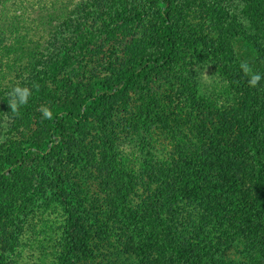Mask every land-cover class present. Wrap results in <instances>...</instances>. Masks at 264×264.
Segmentation results:
<instances>
[{
	"label": "rangeland",
	"instance_id": "374dc122",
	"mask_svg": "<svg viewBox=\"0 0 264 264\" xmlns=\"http://www.w3.org/2000/svg\"><path fill=\"white\" fill-rule=\"evenodd\" d=\"M219 1L245 10L241 0H200L204 3L194 14L189 9L193 0H174L175 28L185 38L174 63L153 71L127 92L108 87L132 68L139 55L156 51L152 32L159 8L152 5L154 0L2 2L0 167L9 169V158L33 140L37 124L49 128L50 120H42L39 108L34 109L35 121L29 128L24 127L21 112L18 116L11 112L8 93L17 84L39 85L32 94L48 97L45 105L52 110L80 101L79 94L94 86L104 87L105 99L56 153L46 160L34 159L28 172L18 173L0 189V264L60 263L69 216L55 198L57 176L80 213L71 264H154V249L148 248L154 254L144 262L124 223L150 200L166 194L188 196L186 176L198 169L207 176H232L225 190L237 202L256 197L251 184L241 186L249 182L246 175L230 174L246 159L254 87L246 84L247 78L229 79L223 63L235 74L241 62L254 66L260 56L237 29L223 34L225 19L220 24L213 21L222 13L216 6ZM134 10L146 11L145 18L139 22L129 18ZM246 29L250 31L251 25ZM70 50L76 54L62 63L63 73L54 76L55 59ZM205 70L207 77L201 75ZM238 72L244 79L240 68ZM256 122L264 152V104ZM40 173V185L27 189L28 177ZM222 181L214 180L213 186L220 187ZM184 202L180 205L188 210L189 226L195 223L212 231L201 240L214 254L205 264H257L248 244L251 237L232 216V209L239 206L226 208L228 219L220 226L208 217L199 222L196 216H206L208 209Z\"/></svg>",
	"mask_w": 264,
	"mask_h": 264
},
{
	"label": "trees",
	"instance_id": "16d2710c",
	"mask_svg": "<svg viewBox=\"0 0 264 264\" xmlns=\"http://www.w3.org/2000/svg\"><path fill=\"white\" fill-rule=\"evenodd\" d=\"M3 1L0 0V5ZM173 1L154 0L152 5L159 8L157 10L158 17L153 26L154 31L152 32V36L155 39L154 43L157 46L156 51L152 55H139L140 58L134 62L132 68L128 69L126 73L117 79L113 83L114 85H110L108 90H114L115 86H119L121 92H127L153 71L174 63L178 46L185 38L182 32H178L175 28L176 7ZM219 2L216 6L219 7L220 5L218 10L222 11V13L220 12L222 17H220L219 13L213 21L220 24L225 19L222 27L224 35H227L231 30L237 29L236 33H242L250 43H254L253 45H255L256 51L259 53L260 59L251 67L254 71L264 76V0H241V4L245 5V10L229 7L228 3L226 4L224 1L222 3L221 1ZM200 3L204 2L193 0L189 5L190 12L195 14L197 12L196 7ZM145 12L134 10L130 13L129 18L139 22L145 18ZM249 25H251L250 31L246 29V26ZM228 39L230 40L231 38ZM142 44L145 45V42H142ZM73 54L75 55L76 51L70 50L65 52L62 59L59 57L55 59L52 72L54 76L63 73L62 63L71 59ZM223 66L226 70H229V79L246 82L247 78L248 81L247 76L243 79V74H238L240 67L238 69L235 67L237 70H235L236 73L234 74L232 73L233 67L228 66L226 63H223ZM43 78L46 80V77ZM100 87L94 86L87 94H79L80 101L74 100L73 103L67 102L55 106L52 110L54 116L49 121V128L45 124H37L33 131V140L30 139L26 146L18 147L16 156L9 158L7 162L10 165L9 169L5 171V166L1 165L0 189H4V183L10 181L18 173L28 172L29 165L33 164L34 159L38 161L40 159L46 160L49 155L56 153L62 144L68 142L70 135L74 131L79 130L80 124L88 118V114H92L96 108L104 105L105 90L104 87ZM47 99L48 97L46 96H39L37 93L32 94L30 103L28 102L27 104L29 108L27 107L25 110V106H23L22 111H20L24 127L27 126L29 128L33 124L35 121L34 109L45 105ZM262 104H264V79L254 88L252 113L248 124L249 145L248 151L245 152L246 159L242 161L241 169H236L235 167V170L232 169L233 171H230V174L235 176L246 175L249 182L241 186L245 188L248 184H251L254 191L258 193L256 197L253 200L249 197L246 200L237 202L225 190L228 188V186L225 188L226 183L231 180L230 177L232 176H207V171L200 169L194 173L192 172L193 174L186 176L185 180V186L189 189L188 196L182 195L181 199H179L178 196H171V194L162 195L160 199L146 202L145 206L136 212L132 218L127 217L124 223L125 227L131 230V235L138 242L134 250L142 255L144 262L154 254L148 249L149 247L156 252V261H152L154 264H205L208 260L214 258L209 244L201 241L206 234L209 238L212 231L201 228L200 225L195 223L189 226L190 217L187 215L188 210L183 209L180 205L181 202L186 203L184 201H189L192 205H201L203 208L208 209L209 213L206 216H196L199 222L208 217L213 224H215L214 219L217 220L216 222L220 223V226H223L224 220L228 219L226 208L231 209L239 206V210L236 208L232 209L237 218L233 214L232 216L240 222L242 232L251 237L248 240V244H251L250 247L253 248L257 257V264H264V152L260 146L262 141L260 124L256 122L259 116V108ZM42 131H47L48 135L43 136ZM47 139L49 141L46 143ZM40 177H42L41 173L37 174L36 177L30 175L27 189L35 185V183L40 185ZM214 180H223L222 185L214 187ZM23 188H26V186L24 185ZM53 191L55 198L65 206L69 216L64 231V247L60 255L59 264H71L76 252L80 213L76 209L66 188V183L61 176L55 178ZM206 224L207 222L205 226Z\"/></svg>",
	"mask_w": 264,
	"mask_h": 264
},
{
	"label": "clouds",
	"instance_id": "9594fccd",
	"mask_svg": "<svg viewBox=\"0 0 264 264\" xmlns=\"http://www.w3.org/2000/svg\"><path fill=\"white\" fill-rule=\"evenodd\" d=\"M240 69L244 75L248 77V84L250 87H257L260 84V81L264 79V76L259 72H254L252 67L246 61L241 62ZM206 72L207 70L201 73V75L207 77L208 75ZM32 88L38 89L39 85L34 84ZM32 88L21 86L19 84L12 88L8 93V104L12 113L18 116L20 114V108L28 104L29 99L32 96ZM38 111L41 113V118L43 120H51L54 116L52 109L47 105H41ZM6 115L7 114H5V116Z\"/></svg>",
	"mask_w": 264,
	"mask_h": 264
}]
</instances>
